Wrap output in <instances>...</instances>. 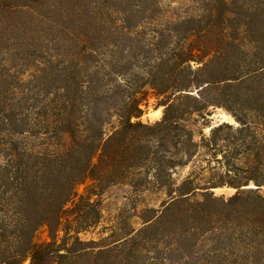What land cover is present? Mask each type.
Here are the masks:
<instances>
[{"label":"trees","instance_id":"16d2710c","mask_svg":"<svg viewBox=\"0 0 264 264\" xmlns=\"http://www.w3.org/2000/svg\"><path fill=\"white\" fill-rule=\"evenodd\" d=\"M192 1L165 17L161 0H0V264H264V159L237 165L226 145L220 172L173 177L219 145L224 123L202 143L185 124L211 105L249 111L242 145L264 154V0ZM116 182L166 199L122 241L81 239Z\"/></svg>","mask_w":264,"mask_h":264},{"label":"rangeland","instance_id":"374dc122","mask_svg":"<svg viewBox=\"0 0 264 264\" xmlns=\"http://www.w3.org/2000/svg\"><path fill=\"white\" fill-rule=\"evenodd\" d=\"M192 2V0H161V6L164 8V11L161 10V12H164V16L166 17L168 13L172 15L173 11H179L181 6H185L186 8L192 7ZM236 33L239 40L247 42L242 27H239ZM247 47L246 49L251 48L250 45ZM191 64L194 68L201 65L195 61H192ZM244 85H249V88H245ZM256 85H258V82L254 79H250L243 84V86L238 85L234 92L235 99L239 98V101H241L242 97L245 98L255 95L256 91L254 90ZM194 90H196V88L191 87L188 91L183 92L191 93L195 92ZM190 102L193 103L191 100ZM142 107L144 108V114L141 117L143 122L155 123L162 119L164 106L159 105L158 99L151 93L147 102H145ZM233 107L234 108L230 110L223 105H211L205 110L206 115H204V117L198 114L188 115L186 117L185 124L192 129L194 140L197 143H202L203 138L211 136V128L213 126L224 123V127L218 134L220 140L216 149L212 148V146L205 147L200 145L196 155L188 164L174 169L173 177L175 179H182L191 171L201 172L202 169H205L206 176L212 174L213 170L220 172L223 170V167L217 159H224L222 157L226 145H229L232 159H234L233 161H235L237 165L243 164V162H249L252 159H264V154H260L259 156L256 155V151L258 152L257 144H254L251 148L242 145L244 139H246L247 142L251 139L247 135L248 131L241 130L243 125L240 119H245V117L249 119L250 112L238 103L234 104ZM89 183L88 181L79 185L78 192L84 193ZM250 185L256 187L254 181H251ZM262 191H264V187ZM216 192L218 194L224 193L230 195L235 192V189L225 186L216 189ZM94 198L100 200V221L96 226L81 231L79 236L85 241L94 240L97 241L99 245H106L122 241L127 233L141 227L143 224L141 218L142 211L152 207L159 208L162 201L166 199V196L163 191L155 189H145L142 192L134 191L129 183L116 182L107 186L100 196H94ZM59 234V236L62 237L64 231L61 230ZM50 240L51 237L46 226H42L36 231L34 237L36 243L41 244ZM24 264H30V259H26Z\"/></svg>","mask_w":264,"mask_h":264}]
</instances>
